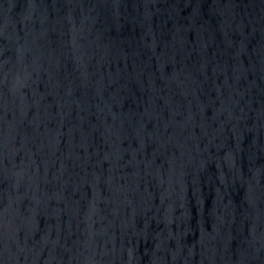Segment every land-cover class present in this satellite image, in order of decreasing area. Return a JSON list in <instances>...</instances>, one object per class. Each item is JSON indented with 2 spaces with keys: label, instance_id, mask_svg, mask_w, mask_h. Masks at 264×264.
Wrapping results in <instances>:
<instances>
[{
  "label": "water",
  "instance_id": "1",
  "mask_svg": "<svg viewBox=\"0 0 264 264\" xmlns=\"http://www.w3.org/2000/svg\"><path fill=\"white\" fill-rule=\"evenodd\" d=\"M0 264H264V0H0Z\"/></svg>",
  "mask_w": 264,
  "mask_h": 264
}]
</instances>
